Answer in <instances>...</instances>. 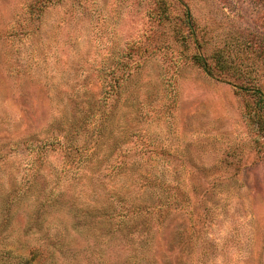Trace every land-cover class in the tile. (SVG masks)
I'll return each instance as SVG.
<instances>
[{"label":"rangeland","instance_id":"rangeland-1","mask_svg":"<svg viewBox=\"0 0 264 264\" xmlns=\"http://www.w3.org/2000/svg\"><path fill=\"white\" fill-rule=\"evenodd\" d=\"M257 88L264 0H0V264H264Z\"/></svg>","mask_w":264,"mask_h":264},{"label":"trees","instance_id":"trees-1","mask_svg":"<svg viewBox=\"0 0 264 264\" xmlns=\"http://www.w3.org/2000/svg\"><path fill=\"white\" fill-rule=\"evenodd\" d=\"M196 61L200 62V65L202 66V68L204 69V71L206 73H209L210 74L209 66H208V64H207V62L205 61L204 58L198 57ZM255 94H256L259 102H261L262 104H264V94H263V92L260 89L257 88L255 90ZM162 208H164V206H162Z\"/></svg>","mask_w":264,"mask_h":264}]
</instances>
